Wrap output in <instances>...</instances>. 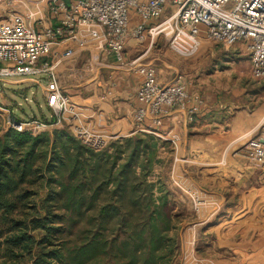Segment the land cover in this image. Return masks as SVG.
I'll return each mask as SVG.
<instances>
[{
  "label": "trees",
  "instance_id": "trees-1",
  "mask_svg": "<svg viewBox=\"0 0 264 264\" xmlns=\"http://www.w3.org/2000/svg\"><path fill=\"white\" fill-rule=\"evenodd\" d=\"M170 142L139 131L95 151L67 126L0 133V264H171L176 202L146 179Z\"/></svg>",
  "mask_w": 264,
  "mask_h": 264
},
{
  "label": "built area",
  "instance_id": "built-area-1",
  "mask_svg": "<svg viewBox=\"0 0 264 264\" xmlns=\"http://www.w3.org/2000/svg\"><path fill=\"white\" fill-rule=\"evenodd\" d=\"M21 2L38 7L43 0H0V81L44 82L54 121L22 119L0 102V133L12 129L37 134L64 120L79 119L80 105L62 91L54 64L47 58L62 41L87 49L91 40H99L122 65L129 39L143 42L148 36L168 34L171 47L180 55L196 50L202 39L239 44L251 56L252 76L264 80V0H45L48 22L34 17V11L30 10L29 16L19 12L16 5ZM132 11L140 17L133 28L129 26ZM153 19L156 22L151 23ZM138 69L142 78L136 91L134 133L142 131L165 139L160 128L173 107L184 111L188 122L198 118L206 104L200 94L181 80L161 83L153 64L140 63ZM73 124L74 135L95 151L105 149L118 137ZM243 151L264 179V119Z\"/></svg>",
  "mask_w": 264,
  "mask_h": 264
},
{
  "label": "rangeland",
  "instance_id": "rangeland-1",
  "mask_svg": "<svg viewBox=\"0 0 264 264\" xmlns=\"http://www.w3.org/2000/svg\"><path fill=\"white\" fill-rule=\"evenodd\" d=\"M16 9L26 16L34 11L44 22L50 19L45 0L38 7L21 2ZM169 36H148L143 45L152 47L140 62L154 64L163 82L181 80L204 96L215 94L233 112L245 108L252 124L248 138L264 119V80L252 76L250 54L239 44L202 39L196 50L180 55ZM46 99L35 81H0V102L17 117H47ZM217 145L195 154L181 149L178 156L174 142L161 146L160 160L146 175L165 186L176 202L178 244L171 264H248L250 259L264 264V179L243 148L224 151ZM154 192L158 195L155 187Z\"/></svg>",
  "mask_w": 264,
  "mask_h": 264
},
{
  "label": "crops",
  "instance_id": "crops-1",
  "mask_svg": "<svg viewBox=\"0 0 264 264\" xmlns=\"http://www.w3.org/2000/svg\"><path fill=\"white\" fill-rule=\"evenodd\" d=\"M153 22L156 20L153 19L151 23ZM139 23V15L132 11L129 26L133 28ZM144 42L129 39L124 51L123 65L117 61L115 55L105 51L99 40H91L87 49H80L70 40L56 44L47 58L54 64L62 91L68 92L80 105V116L74 122L64 120L50 129L67 126L74 132L73 123H75L118 137L134 133L133 112L137 104L136 91L142 78L138 66L142 63L140 60L148 55L152 47L151 44L144 46ZM65 76L68 78L67 83ZM158 79L161 83H167L160 79L159 74ZM38 84L45 91V83ZM188 88L200 94L206 104L193 122H188L186 113L179 107L171 108L164 117L160 131L164 133L165 139L169 141L172 138L176 139L174 143L176 155L178 156L181 149L195 154L215 143H218L217 146L224 151L235 146L243 148L250 137L249 135L247 138L246 135L252 127L250 114L246 109L240 108L233 112L232 107L226 108L225 105L220 104L214 98L215 94H212V97L204 96L202 92L189 85ZM108 91L112 93L108 94ZM45 106L48 107L47 99ZM51 116L50 109L47 117L29 115L26 118L36 117L47 120ZM258 126L253 128L251 134ZM225 127H228L227 130ZM248 264H257V261L250 259Z\"/></svg>",
  "mask_w": 264,
  "mask_h": 264
}]
</instances>
